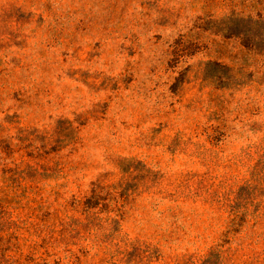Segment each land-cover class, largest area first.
Here are the masks:
<instances>
[{"label": "rangeland", "instance_id": "374dc122", "mask_svg": "<svg viewBox=\"0 0 264 264\" xmlns=\"http://www.w3.org/2000/svg\"><path fill=\"white\" fill-rule=\"evenodd\" d=\"M0 264H264V0H0Z\"/></svg>", "mask_w": 264, "mask_h": 264}]
</instances>
